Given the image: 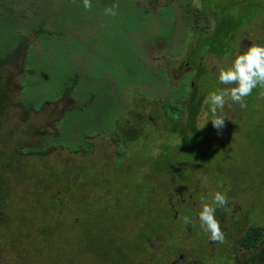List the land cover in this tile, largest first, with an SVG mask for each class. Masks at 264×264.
Here are the masks:
<instances>
[{"label": "rangeland", "instance_id": "374dc122", "mask_svg": "<svg viewBox=\"0 0 264 264\" xmlns=\"http://www.w3.org/2000/svg\"><path fill=\"white\" fill-rule=\"evenodd\" d=\"M251 1L213 51L199 41L217 23L191 28L202 0H0V56L20 47L0 85L29 108L7 98L0 113V264H241L244 231L264 225V89L251 115L229 101L217 134L199 127L207 94L231 87L218 70L264 44ZM218 190L222 243L197 215Z\"/></svg>", "mask_w": 264, "mask_h": 264}, {"label": "clouds", "instance_id": "9594fccd", "mask_svg": "<svg viewBox=\"0 0 264 264\" xmlns=\"http://www.w3.org/2000/svg\"><path fill=\"white\" fill-rule=\"evenodd\" d=\"M83 7L90 9L91 0H82ZM117 5L105 8L106 15H116ZM217 80L220 84L231 85L228 88H217L210 91L205 97L204 103L208 106L211 118L205 119L202 128L207 121H211L212 126L219 130L225 124L226 115L223 110L229 101L237 103L241 107L245 106V97H248L253 89H264V44H252L245 51L236 53L227 67L218 70ZM203 203L198 212V220L201 229L208 234L212 242H223L224 233L220 223L215 217L217 208H224L228 205L226 192L214 191L211 200L208 202L206 197H201ZM184 223L191 222V218L185 216Z\"/></svg>", "mask_w": 264, "mask_h": 264}, {"label": "trees", "instance_id": "16d2710c", "mask_svg": "<svg viewBox=\"0 0 264 264\" xmlns=\"http://www.w3.org/2000/svg\"><path fill=\"white\" fill-rule=\"evenodd\" d=\"M235 3L236 5L239 6L237 7L238 9L237 11H234V8H232V6ZM251 3H253V1L251 0H247V2L245 0H241V2L236 1L234 3H231V0H229L228 3H223V0L221 3L218 0H202L201 6H204L205 8L197 7V9H194L195 10L194 11L195 24H193L191 28H195L197 26L201 17L206 20L205 25H203L205 30L211 25V21H213L214 23H217V25L214 27L215 30H213L212 32L208 31L207 33L204 31L205 35L202 36L199 41V44L201 43L202 50L208 47L209 49L215 51V47H217L218 44H220V48L227 50L228 41H225L226 37L227 36L229 38L233 37L235 30L238 28V26H243L244 24L248 23V21H250V17L254 16L255 12H252L253 10L248 11V7H251ZM241 4H245V5L243 6ZM35 32H36V35H38L42 32H45V30L40 25V27L37 28ZM220 39H222V41H220ZM224 41L226 43L223 45ZM211 43L212 45L210 46ZM19 49L20 47H17V49H15L10 55L7 54L4 57L0 56V65L5 64L8 61L14 60L19 53ZM195 50L196 49L194 48L193 51L191 52L193 53L192 54L193 56L191 55L190 59H192V57L194 59L195 55L197 54V53L195 54ZM201 72H202V68L198 66L196 77H198V75L201 74ZM192 87L195 90L194 93H196V88L194 86ZM10 93L12 94L13 92H11V90L6 89V87H3L0 85V113H2V111L5 109V105L11 101L13 104H19L22 106V112H21L22 118L23 119L26 118V116H28V113H29V108L24 106V104L21 101L12 98L10 96ZM7 98L10 101L7 100ZM252 100H253V93H251L248 97H245V104L247 103L248 105L247 107L248 110H246V108L245 110H246V113L248 111L249 115H251L252 110L254 109V107H252V109L249 108ZM179 117H182V114H180L176 118L177 121ZM193 123L194 122H192L191 124L187 126L192 128L193 133H196L194 129L195 125ZM177 124H178L177 127H179L183 132L184 129L181 128L183 126L182 123L178 122ZM210 131L211 133L213 132V134L215 131L217 134V132H219L220 130L217 131V130L210 129ZM42 137L43 136H41L40 141L42 140ZM37 152H40V151H37ZM49 173L57 174L56 172H49ZM263 242H264V225L250 224L246 228V230L244 231V234L242 235L240 239L241 251L244 254L243 256L244 259L243 260L240 259L241 264H264V243Z\"/></svg>", "mask_w": 264, "mask_h": 264}, {"label": "flooded vegetation", "instance_id": "af4514ba", "mask_svg": "<svg viewBox=\"0 0 264 264\" xmlns=\"http://www.w3.org/2000/svg\"><path fill=\"white\" fill-rule=\"evenodd\" d=\"M258 225H259V224H258ZM211 242H212V241H211ZM243 255H244V254L242 253V256H243ZM178 258H179L182 262H184V263H182V264H194V263H195V261L187 260V259L185 258V256H184V255H181V254L178 255ZM167 264H178V263H177L176 260H173L172 262L167 263Z\"/></svg>", "mask_w": 264, "mask_h": 264}]
</instances>
